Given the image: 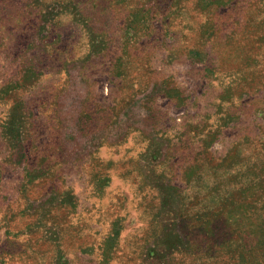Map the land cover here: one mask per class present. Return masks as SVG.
I'll return each mask as SVG.
<instances>
[{
  "label": "rangeland",
  "instance_id": "374dc122",
  "mask_svg": "<svg viewBox=\"0 0 264 264\" xmlns=\"http://www.w3.org/2000/svg\"><path fill=\"white\" fill-rule=\"evenodd\" d=\"M0 264H264V0H0Z\"/></svg>",
  "mask_w": 264,
  "mask_h": 264
}]
</instances>
